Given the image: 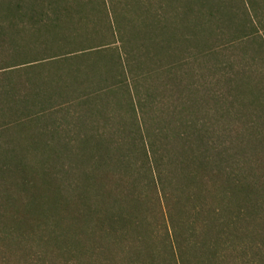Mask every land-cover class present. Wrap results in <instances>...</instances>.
Here are the masks:
<instances>
[{"label":"rangeland","instance_id":"obj_1","mask_svg":"<svg viewBox=\"0 0 264 264\" xmlns=\"http://www.w3.org/2000/svg\"><path fill=\"white\" fill-rule=\"evenodd\" d=\"M244 4L0 0V17L81 15L80 27L91 34L85 46L104 53L46 64L40 73L56 76L79 64L78 81L96 86L107 80L111 86L90 98L71 93L77 95L74 115L57 112L63 126L55 138H43L53 151L26 143L27 161L38 170L48 167L52 177L50 184L37 180L43 194L35 195V204L27 205L16 175L0 173V264H29L31 253L41 249L54 264L65 258L130 264L151 254L165 259L173 226L184 236L189 221L209 239L220 232L224 264H264V199L256 214L250 207L264 196V114L257 118L232 89L242 56L264 79V0L255 2L258 14ZM155 139L174 159L171 181L160 183L145 157L143 145ZM11 160L0 148V164ZM54 187L59 191L53 193ZM53 195L56 207L49 203ZM186 195L192 196L188 213ZM5 228L14 233L2 239ZM39 237L48 240L43 247Z\"/></svg>","mask_w":264,"mask_h":264},{"label":"trees","instance_id":"obj_2","mask_svg":"<svg viewBox=\"0 0 264 264\" xmlns=\"http://www.w3.org/2000/svg\"><path fill=\"white\" fill-rule=\"evenodd\" d=\"M254 1L256 2V0H246V11L258 14L261 8ZM246 4L244 5L246 6ZM65 9L68 10V7ZM261 10L264 11V8ZM2 15L0 17V148L8 152L12 156V160L9 166H6L5 163L0 164V173L4 174L6 171H10L17 176L23 191L22 194L28 196L27 205H31L35 204V195L43 194L37 190L39 188L37 180L41 179L42 183L50 184L52 177L48 167L45 166L38 170L27 161L26 143L31 144L32 147H41L42 150L49 148L53 151L51 143L44 142L43 138L45 136L55 138L59 133L57 129L63 126L57 112L63 110L66 115L71 113L72 118L74 113L71 109L73 108L75 111L77 95L90 98L93 94L110 89L111 86L104 79L101 80L104 83L96 86H87L78 81L83 73L79 64L69 66L65 72L56 76L40 73L41 68L46 64H63L77 58H86L92 54L98 56L104 53L102 50L93 51L90 46H85L90 41L91 34L83 31L80 27L81 15ZM29 43L41 44V47L29 48L27 47ZM54 43H59L56 48L53 46ZM241 58L245 62L238 72L239 82L232 89L238 95L246 98V106L257 118H261L264 114V79L261 71L257 72L260 75L258 77L245 56ZM19 81L20 86L18 85ZM73 82L77 83V86L71 88ZM72 92H76L77 95L70 96ZM75 115H78V112H75ZM27 129H31V132H27ZM12 132H18L21 135L19 138H15ZM3 134L4 137H2ZM143 146L145 157L157 180L160 183L164 178L171 181L172 177L168 167L175 162L165 142L155 139ZM180 174L184 177L187 175L183 171H180ZM244 185L245 188H248V185ZM58 191V187L52 189L53 193ZM182 197L186 203L182 202L185 213H188L192 208L188 207L187 203L189 199H192V196ZM133 198L136 200L134 194ZM263 199L264 196L259 195L251 201L250 207L254 214L262 206ZM186 200L188 201L186 202ZM49 203L51 207L58 206V196L53 195ZM240 214L239 212V217ZM119 217L124 220L131 219ZM53 224L55 229L57 221L54 220ZM201 224L207 226L205 221H202ZM198 225L189 221L184 236H181L177 227L173 226L170 251L165 259L154 257L151 254L149 259L139 261V259L132 258L133 260L129 263L224 264V254L217 247L220 232L217 236L209 239L198 232ZM179 226L182 227L183 222L179 223ZM52 231L55 233L56 230ZM13 233L14 229L5 228L1 232V237L2 239L8 238ZM39 241L43 247L48 240L39 237ZM45 255L46 253L42 249L35 251L29 256L28 263L54 264ZM255 260L256 258H253V261ZM63 261L65 264H76L75 260L70 258H65Z\"/></svg>","mask_w":264,"mask_h":264}]
</instances>
